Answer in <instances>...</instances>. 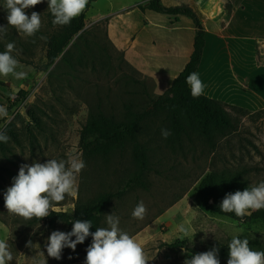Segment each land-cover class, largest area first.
Wrapping results in <instances>:
<instances>
[{
    "label": "rangeland",
    "instance_id": "374dc122",
    "mask_svg": "<svg viewBox=\"0 0 264 264\" xmlns=\"http://www.w3.org/2000/svg\"><path fill=\"white\" fill-rule=\"evenodd\" d=\"M207 1L162 0L168 5L188 4L200 20L208 17L219 25L210 36L207 58L198 74L205 86L203 93L208 88L206 95L225 105L238 121L237 130L217 138L212 146L194 118L181 143H173L171 134L167 139L161 135L162 129L172 131L169 110L153 112L138 130L150 160L146 186L128 189L99 213V227H108L106 215L119 218V227L142 246L148 264H184L191 258L185 250L194 255L213 248L219 249L220 264H227L228 244L234 236L247 239L253 251H264V218L250 217L252 211L242 218L220 214L199 206L197 199L201 182L210 173L220 177L246 164L254 168L246 175L249 185L264 181V100L258 98L264 97V53L257 43L264 37V0L259 2V24L253 23L259 32L255 35L257 47L249 29L252 18L247 5L251 2ZM4 3L0 0V26L7 30L0 34V52L14 44L12 55L19 62L16 71L25 76H0V107L8 113L0 118V131L9 137L0 142V239L9 245L14 258L10 264H38L47 259L45 245L51 233L69 232V225L51 223L47 217L24 219L7 211L4 194L20 166L69 156L85 162L76 181V195H66L53 204L57 211H81L102 193L121 189L137 171L133 144L128 141L124 146L115 144L94 152L88 143L91 138H85L83 130L92 114L124 121L128 107L144 110L151 102L150 91L141 72L111 41L107 19L92 17L108 8L109 0H88L77 16L83 19L84 28L48 71L39 69L47 60V38L60 28L53 23L48 0L25 10L29 17L33 11L41 14V28L31 37L8 25ZM148 3L145 0L144 5ZM209 11H216V16H209ZM130 13L133 22L139 20L136 12ZM157 13L167 19L166 14ZM170 20L173 17L167 19L169 24ZM259 110L260 114H255ZM140 201L146 206L142 220L132 216ZM181 225L190 227L189 237H183ZM28 241L32 248L26 246ZM89 246L86 239L75 251L65 247L62 258L48 257V264H85Z\"/></svg>",
    "mask_w": 264,
    "mask_h": 264
},
{
    "label": "clouds",
    "instance_id": "9594fccd",
    "mask_svg": "<svg viewBox=\"0 0 264 264\" xmlns=\"http://www.w3.org/2000/svg\"><path fill=\"white\" fill-rule=\"evenodd\" d=\"M42 0H5L3 7L7 10L8 25L14 27L19 34L35 36L41 28V14L33 11L29 17L25 10L35 7ZM88 0H48V10L54 17L53 23L64 26L79 16L86 8ZM7 27L0 26V34L5 33ZM15 45L9 43L6 51L0 52V76L10 74L15 78H23L24 72H17L18 60L12 55ZM193 98H198L204 92V84L197 72H192L186 78ZM6 108L0 107V118L7 117ZM168 129H162L161 135L167 139L170 135ZM6 132L0 131V142H7ZM85 162L76 156L57 160L51 158L45 163L34 162L31 165L20 166L19 173L13 178V184L4 194V202L10 214L24 219H42L53 212V204L63 201L66 195H76V181L78 175L85 168ZM264 209V181L253 185L243 191L226 194L220 204L224 213L234 212L237 217H244L250 211ZM146 215V206L140 201L132 212L135 219L142 220ZM108 227H97L93 233L91 220H75L70 232L53 231L46 242L47 259H41L38 264H48V257L62 258L65 247L75 251L78 244L83 243L89 236L92 243L87 248L85 264H148L149 259L142 246L136 239L123 231L120 221L114 214L106 215ZM179 231L183 237L190 234V227L180 226ZM75 237V239H73ZM27 247L32 248V241ZM230 249L227 264H264V251H253L247 239L234 236L228 244ZM191 258L184 264H220L218 248L210 251L191 254ZM13 255L9 245L0 239V264H10Z\"/></svg>",
    "mask_w": 264,
    "mask_h": 264
},
{
    "label": "trees",
    "instance_id": "16d2710c",
    "mask_svg": "<svg viewBox=\"0 0 264 264\" xmlns=\"http://www.w3.org/2000/svg\"><path fill=\"white\" fill-rule=\"evenodd\" d=\"M148 7L170 15L184 14L193 19L196 32L190 60L185 68L174 78L172 85L165 94L155 99L147 91L151 102L144 110L138 111L128 107L124 121H119L105 114H92L90 116L83 131L85 138H91L88 142L91 149L94 152H103L112 145L119 144L124 146L129 141L133 144L137 171L121 189L102 193L95 202L81 211L54 210L52 212L50 210V215L47 216L50 222L61 221L68 223L69 232L72 230L73 221L79 219L84 221L91 220L92 228L90 231L94 233L99 227V213L106 205L135 185L146 186L144 178L150 170V160L147 149L138 137V130L142 122L153 112L163 109L169 110L172 130L170 138L173 143H181L184 134L189 132L190 119L193 120L194 118L199 122V131L212 146H216L217 138L226 137L238 128L237 119L226 110L225 105L220 100L204 93L198 98H193L190 87L186 83L188 75L196 72L201 64L206 46V30L194 8L188 4L167 6L162 0H149ZM84 25L81 17H75L70 24L60 26V28L52 32L47 38V60L39 69L48 71L56 63L72 39L84 28ZM239 110L242 111V109ZM261 111L259 110L255 114L259 115ZM253 169L252 166L244 164L237 169L222 174L220 177H217L215 173H210L201 182L197 196L199 206L220 214L240 218L234 212H222L220 204L226 194L243 191L251 187L246 175ZM250 217L264 218V210L252 211ZM36 220L39 219L36 218ZM87 240L89 245H91L92 237L89 236Z\"/></svg>",
    "mask_w": 264,
    "mask_h": 264
},
{
    "label": "crops",
    "instance_id": "0c3cea01",
    "mask_svg": "<svg viewBox=\"0 0 264 264\" xmlns=\"http://www.w3.org/2000/svg\"><path fill=\"white\" fill-rule=\"evenodd\" d=\"M247 1L251 2V5H247L252 18L249 29L252 41L257 47L255 35L259 32L253 25L259 24L260 0ZM144 2L145 0H136L133 3L109 0V7L99 10L92 17L98 20L107 19L108 34L114 46L123 52L126 59L141 72L153 98H159L170 88L174 78L190 60L196 27L193 19L187 15L163 13L167 15V19L173 17L169 24L165 16L159 15L158 11L144 5ZM207 2L212 4L213 1L208 0ZM130 12H136L139 20L133 22ZM206 13L209 16L217 14L216 11ZM200 21L206 30V46L197 73L207 58V50L211 43L210 36L217 31L219 26L208 17H204ZM184 49L188 50V54L182 65L176 69ZM173 56H175L174 60H172ZM205 94H209L208 88ZM258 98L264 100V97Z\"/></svg>",
    "mask_w": 264,
    "mask_h": 264
},
{
    "label": "bare ground",
    "instance_id": "6f19581e",
    "mask_svg": "<svg viewBox=\"0 0 264 264\" xmlns=\"http://www.w3.org/2000/svg\"><path fill=\"white\" fill-rule=\"evenodd\" d=\"M257 43H258V48L262 51V53H264V37H259L257 39ZM187 54H188V50L184 49L182 53L181 61L177 65L176 69H178L182 65V63L185 61Z\"/></svg>",
    "mask_w": 264,
    "mask_h": 264
}]
</instances>
